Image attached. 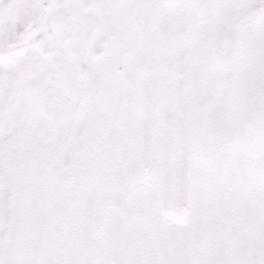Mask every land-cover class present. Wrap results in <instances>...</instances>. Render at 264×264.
<instances>
[{
    "label": "snow or ice",
    "instance_id": "6c2138e0",
    "mask_svg": "<svg viewBox=\"0 0 264 264\" xmlns=\"http://www.w3.org/2000/svg\"><path fill=\"white\" fill-rule=\"evenodd\" d=\"M0 264H264V0H0Z\"/></svg>",
    "mask_w": 264,
    "mask_h": 264
}]
</instances>
